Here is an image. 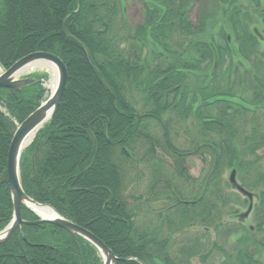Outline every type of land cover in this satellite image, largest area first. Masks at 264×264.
<instances>
[{
	"label": "trees",
	"instance_id": "1",
	"mask_svg": "<svg viewBox=\"0 0 264 264\" xmlns=\"http://www.w3.org/2000/svg\"><path fill=\"white\" fill-rule=\"evenodd\" d=\"M125 3L0 0V65L8 69L42 51L59 56L68 70L54 117L22 153L24 191L93 232L117 264H192L197 258L201 264H264L261 0H143V21L136 26L125 19ZM34 77L21 89H0V231L13 218L11 141L46 94L45 76ZM138 148L157 168L160 154H169L174 174L196 184L183 193L156 171L151 190L163 185L156 194L170 203L157 211L156 226L138 225L126 191V164ZM193 156L207 164L203 178L187 171L186 159ZM234 170L252 201L230 175L225 179ZM149 208L154 211L151 203ZM22 215L38 220L26 207ZM250 216L253 223L245 225ZM192 227L203 234L175 246L174 236ZM0 264L103 260L83 237L42 224L23 225L0 244Z\"/></svg>",
	"mask_w": 264,
	"mask_h": 264
},
{
	"label": "water",
	"instance_id": "2",
	"mask_svg": "<svg viewBox=\"0 0 264 264\" xmlns=\"http://www.w3.org/2000/svg\"><path fill=\"white\" fill-rule=\"evenodd\" d=\"M38 62L54 64L57 68L58 82L55 91L52 92L49 97L18 126L11 141L7 159V177L13 202V218L8 226L0 231V244L7 242L12 234L23 225L51 224L61 227L72 234L79 235L93 244L101 254L103 264H117L118 258L112 249L98 236L87 228L64 218L52 206L37 202L31 198L22 187L20 180V159L24 150L32 143L31 142L29 145L25 146L26 141L31 133L42 125L44 126L54 117L67 86L68 70L65 62L59 56L53 53L39 51L24 56L0 74V89L9 88L18 90L36 82V78L34 77L21 78L18 76ZM230 181L238 191L247 196L251 201L253 200V194L238 184L235 170L230 174ZM30 203L48 206L55 211L57 216L52 219L43 218L30 207ZM251 206L252 204L250 205L249 210L246 213H243L242 216L248 215ZM22 207H26L35 213L38 220H25L22 215Z\"/></svg>",
	"mask_w": 264,
	"mask_h": 264
},
{
	"label": "rangeland",
	"instance_id": "3",
	"mask_svg": "<svg viewBox=\"0 0 264 264\" xmlns=\"http://www.w3.org/2000/svg\"><path fill=\"white\" fill-rule=\"evenodd\" d=\"M261 4L263 7L264 0H261ZM200 8V1H198L197 5L193 8L191 12V17L194 21L197 19V16L201 13ZM125 19L132 26H136L143 21V0H126ZM260 26L261 29L264 30V25L262 24ZM257 34L262 40L264 39V36L262 32H260V30L257 31ZM260 48L262 51H264V42L260 45ZM5 70L6 68L0 65V74ZM33 75H41L43 77L45 76V79H43V85L46 89L44 99L47 98L50 95L49 89L47 88V84L51 81L53 77L52 69L49 66L34 67L26 70L19 76L25 77ZM151 127L154 133L158 135L160 134V130L155 122H151ZM144 151L145 150H143V148H138L135 151V154L133 155L132 159L130 160V163L126 164V191L129 197V203L131 208H136V220L138 225L141 227L145 225L156 226L160 224L157 211H159L160 207H162L163 205H170L169 201L165 200L167 195H161V193L156 194V191L159 190L163 185L160 184L155 188L154 191L151 190L152 179L153 176L156 175V171L158 172V174L163 173L162 175L164 181L169 178L172 183L170 184L172 187H170L171 189H173V186H177L183 191V193H188V191L194 188V186L196 185L194 182H186L185 178H180L176 174H174V159L169 156V154H160L162 158L158 162H160L161 168H157L155 165L157 164V162L155 160H148L144 158ZM260 154L262 155L261 168L264 169V150L260 151ZM185 166L189 174H191L193 177L203 178V171L207 167V164L203 162L201 157L193 156L186 159ZM229 175V171L225 172V179L228 180ZM150 192L152 193V195H150ZM148 198L150 199L149 202L146 201ZM150 203L152 204L154 211L149 208ZM245 210L246 208H241V211L244 212ZM253 221V217L250 216L246 220L245 225H250L253 223ZM201 234H203L202 229L196 227L187 229L182 233H177L174 236V239L176 240L175 246L180 247L185 244H190L197 236ZM210 235L213 238L215 237L214 232H211ZM234 241L235 238L234 236H232L229 239L227 249H230L231 243H234ZM216 260V257L212 259V261ZM192 264H201L200 259H193Z\"/></svg>",
	"mask_w": 264,
	"mask_h": 264
},
{
	"label": "bare ground",
	"instance_id": "4",
	"mask_svg": "<svg viewBox=\"0 0 264 264\" xmlns=\"http://www.w3.org/2000/svg\"><path fill=\"white\" fill-rule=\"evenodd\" d=\"M44 66H49L52 69V71H53V77H52L51 81L47 84V88L49 89V94H51L52 92L55 91L56 86H57V82H58L57 68L55 67L54 64L45 63V62H38V63H35V64L32 65V67H44ZM40 128L36 129L33 133L30 134L29 138L26 141L25 146L29 145L32 142L36 132ZM29 205H30V207L32 209H34L43 218L52 219V218H55L57 216L55 211L53 209H51L50 207H48V206H41V205H37V204H34V203H30Z\"/></svg>",
	"mask_w": 264,
	"mask_h": 264
},
{
	"label": "flooded vegetation",
	"instance_id": "5",
	"mask_svg": "<svg viewBox=\"0 0 264 264\" xmlns=\"http://www.w3.org/2000/svg\"><path fill=\"white\" fill-rule=\"evenodd\" d=\"M264 10V6H263V9H261V11Z\"/></svg>",
	"mask_w": 264,
	"mask_h": 264
}]
</instances>
